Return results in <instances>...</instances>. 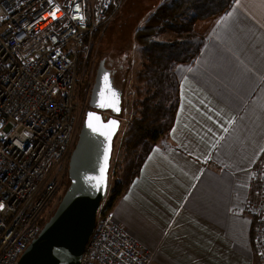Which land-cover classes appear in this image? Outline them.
<instances>
[{
	"label": "crops",
	"instance_id": "0c3cea01",
	"mask_svg": "<svg viewBox=\"0 0 264 264\" xmlns=\"http://www.w3.org/2000/svg\"><path fill=\"white\" fill-rule=\"evenodd\" d=\"M162 1L144 0L142 15L130 2L133 45ZM127 10L116 18L122 24ZM197 23H208L195 28L206 38L175 66L173 124L109 208L150 251L148 264H255L248 205L264 153V0H233L216 20Z\"/></svg>",
	"mask_w": 264,
	"mask_h": 264
},
{
	"label": "built area",
	"instance_id": "2783aa9c",
	"mask_svg": "<svg viewBox=\"0 0 264 264\" xmlns=\"http://www.w3.org/2000/svg\"><path fill=\"white\" fill-rule=\"evenodd\" d=\"M122 3L0 0V264L17 263L62 195L78 128L79 57ZM103 201L80 264H148L150 251ZM248 207L257 264H264V182Z\"/></svg>",
	"mask_w": 264,
	"mask_h": 264
},
{
	"label": "trees",
	"instance_id": "16d2710c",
	"mask_svg": "<svg viewBox=\"0 0 264 264\" xmlns=\"http://www.w3.org/2000/svg\"><path fill=\"white\" fill-rule=\"evenodd\" d=\"M232 2L233 0H163L155 6L143 26L135 30V40L142 53L143 69L139 75L142 82L137 87L134 112L126 123L116 153L115 180L108 201H105L107 207L138 175L152 147L168 133L173 124L179 104V82L174 72L175 66L190 62L199 53L206 38V33L201 34L194 28L195 23L216 20ZM142 7L143 5L139 9L141 15L146 11ZM101 29L102 26L93 35L100 33ZM167 33H171L173 38L161 41L160 35ZM120 76L124 78L122 71ZM254 170L253 195L257 198L264 182V153ZM252 201H249V205ZM256 223V217L252 215L251 240Z\"/></svg>",
	"mask_w": 264,
	"mask_h": 264
},
{
	"label": "water",
	"instance_id": "95a60500",
	"mask_svg": "<svg viewBox=\"0 0 264 264\" xmlns=\"http://www.w3.org/2000/svg\"><path fill=\"white\" fill-rule=\"evenodd\" d=\"M113 74L104 60H100L90 89L88 107L68 157V184L54 211L16 264H80L84 247L95 227L98 208L108 190L113 145L121 124L123 90L115 85ZM105 76L108 77L107 82ZM109 104L114 107L101 106ZM109 121L117 122L114 131L109 127ZM90 123L99 131L89 127ZM110 131L109 141L104 133ZM105 149L109 150L108 160L101 181Z\"/></svg>",
	"mask_w": 264,
	"mask_h": 264
},
{
	"label": "rangeland",
	"instance_id": "374dc122",
	"mask_svg": "<svg viewBox=\"0 0 264 264\" xmlns=\"http://www.w3.org/2000/svg\"><path fill=\"white\" fill-rule=\"evenodd\" d=\"M130 1L133 4L132 5L133 8L141 7L142 3L144 2V0H125L122 3L119 11H117L114 14L113 18L104 24L100 33H96L95 35L92 34L89 38H87L86 41L87 52L80 55L77 66L78 82H77L76 100H77V111L79 110V112L81 113V121L83 119L87 107V101L89 98L88 95L94 81L95 70L98 66L99 61L104 60L106 67L112 70L116 69L118 70V72L122 71L124 74V78H122L120 74L118 75L119 77L116 78L119 87L122 88L123 90L122 112L120 114L121 124L118 134L114 140V149H113L111 165L109 169V186L103 201L104 203H106L105 201H108L113 186V182L115 180L114 161L118 147L121 142L122 133L125 130L128 119H130V116L134 112L135 99L138 95L137 87L142 82L139 79L140 72L143 69L141 49L139 48L138 44L134 43L133 45V43L130 40L131 37L133 36L131 34V29L135 22L134 16L131 14V10L133 8L132 6H130ZM126 6L128 7L126 16L128 17L129 14L130 20L128 23L122 24L116 18H118V14H120L122 9H126ZM144 6L143 8H145ZM198 26L199 23H197L194 28L202 32L207 29L208 23H203L199 27ZM167 36L168 37L172 36V34L171 33H167V35L163 34L160 35L159 38L160 40L163 39L168 40ZM132 45L134 47H132ZM104 56H106L105 58L106 60L103 58ZM105 114L108 115L107 113ZM78 130H79V126L77 128L76 136ZM67 162L68 160L65 161L64 166L62 168V176H61L62 180L60 185V187L65 186V188L68 184L67 183L68 177L66 176L67 167H68ZM55 207L52 209L50 213L54 211ZM255 264H256V259H255Z\"/></svg>",
	"mask_w": 264,
	"mask_h": 264
},
{
	"label": "snow or ice",
	"instance_id": "6c2138e0",
	"mask_svg": "<svg viewBox=\"0 0 264 264\" xmlns=\"http://www.w3.org/2000/svg\"><path fill=\"white\" fill-rule=\"evenodd\" d=\"M50 15H52L53 19L56 18V14H55V13H51ZM104 79H105V81L107 82L108 77L105 76ZM109 90H110V89H109ZM112 95L115 96V93H112ZM101 106H102V107H103V106L114 107V105H112V104H109V105H101ZM115 110H116V111H119L118 108H115ZM89 115H90V117H91L92 114H89ZM116 124H117L116 121H109V127L111 128L112 131H114ZM89 127H93V125L90 123V124H89ZM93 130H94V131H99V129H97V128H95V127H93ZM104 135L107 136V138L109 139V141L111 140V131H110V132H105ZM108 151H109L108 149H105V166H104V168L101 169V181H102V179H103V174H104L105 168L107 167ZM2 207H3V205H0V208H2Z\"/></svg>",
	"mask_w": 264,
	"mask_h": 264
},
{
	"label": "flooded vegetation",
	"instance_id": "af4514ba",
	"mask_svg": "<svg viewBox=\"0 0 264 264\" xmlns=\"http://www.w3.org/2000/svg\"><path fill=\"white\" fill-rule=\"evenodd\" d=\"M113 72H114V74H113V76H114V83H115V85L117 86V87H119V85H118V82L116 81V78H118L119 76V73H118V70H112ZM89 94H90V92H89ZM88 97H89V95H88ZM87 107H88V104H87ZM87 107H86V109H87ZM80 121H81V113L79 112V110H78V122H77V124H78V126H80Z\"/></svg>",
	"mask_w": 264,
	"mask_h": 264
}]
</instances>
